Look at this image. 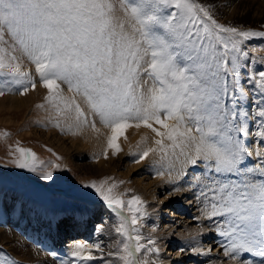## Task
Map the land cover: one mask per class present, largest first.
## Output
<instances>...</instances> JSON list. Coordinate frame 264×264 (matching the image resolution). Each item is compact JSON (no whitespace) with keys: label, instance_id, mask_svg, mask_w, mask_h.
Here are the masks:
<instances>
[{"label":"snow or ice","instance_id":"1","mask_svg":"<svg viewBox=\"0 0 264 264\" xmlns=\"http://www.w3.org/2000/svg\"><path fill=\"white\" fill-rule=\"evenodd\" d=\"M119 6L123 16L116 15L114 0H0V96L14 86L20 95L29 86L36 88L15 55L19 49L47 90L37 107L47 104L56 116L74 111L76 121L86 123L76 97L83 98L89 112L109 129L105 158L108 149L112 155L121 151L118 140L127 139L128 129H149L155 147L146 148L135 162L150 153L164 159L178 151L189 165L200 166L192 187L203 203L202 214L219 218L217 231L227 240L224 256L236 261L241 253L251 254L264 264V151L257 148L258 162L247 163L253 152L246 149L250 117L245 94L230 89L227 79L238 74L235 53L241 52L242 41L264 37V32L218 23L210 7L198 0H119ZM6 33L13 42L8 47L3 46L8 44ZM256 75L254 83L264 95V71ZM62 84L72 97L63 94ZM253 116L260 125L255 136L264 142V102ZM91 127L99 131L95 123ZM15 153L17 169L36 170L31 149L17 144ZM41 178L52 181L53 172L45 171ZM83 187L93 189L120 216L116 232L123 237L122 246L107 255L122 264H138L136 254L144 245L134 233L144 215L141 198L125 202L113 191L117 185L105 180ZM125 205L130 216L123 215ZM70 254L81 264L104 261L105 256L99 243L83 242H75ZM240 264L256 262L242 259Z\"/></svg>","mask_w":264,"mask_h":264},{"label":"bare ground","instance_id":"2","mask_svg":"<svg viewBox=\"0 0 264 264\" xmlns=\"http://www.w3.org/2000/svg\"><path fill=\"white\" fill-rule=\"evenodd\" d=\"M198 1L209 6L210 11H217L215 16L218 17L219 20H222V22L241 24L248 23L247 21L250 20L249 23L251 25H264V0ZM241 45L243 46L242 53L244 54V58L240 60V70L238 71L236 78L230 76L229 83L231 84V89H241L245 94V100L243 103L245 111H247L250 117L247 121L249 135L246 138V149L247 151L253 152V156L247 158V163L254 165L258 162V158L255 156L257 148L264 151V147H262L264 142L260 141V138L255 136V133L260 130V125L257 123L259 117L253 116L254 111L257 110V105L264 102V95H262L261 90L256 87L253 79L254 77L258 78L256 74L259 71H264V44L259 47L257 46L259 49L251 47L245 41H242ZM234 80L238 81L235 85L232 84V81ZM238 94L239 93L237 92V95ZM0 107H8V112L12 107L16 111L23 112L27 109L28 102L16 98H4L0 101ZM80 123H83L84 128L78 126V131L69 137H58L55 132H43L37 129L26 131L25 136L26 138L28 137V139L31 136L36 137V139H43L47 145L51 147L55 146V150L58 151L60 155L66 157L68 155L83 157L88 152L93 151L94 163L85 164L86 167L92 168L95 171V174L99 176L104 174L113 175L116 173L118 175H123L128 181L130 180L128 179L130 177L129 175L137 176L136 183L132 184V188L138 191L141 196L148 201L154 200V191L162 190L164 188L172 192L171 197H167L164 202H169L170 199L172 204H177L179 199L184 195L190 198L191 196L189 193L193 192L192 197L195 199L192 203L188 200L185 203V208L192 211V209H194L192 205L195 204L197 211L194 210L193 214L191 212L192 215L197 217L195 221L200 222V225H212L210 223L219 219L212 218L210 220L202 214L203 208L199 206L201 202L197 199L198 194H194V191L197 189L192 187L194 176L189 172V169L192 166L186 162L185 157L179 155L178 151L177 155H172L164 159H161V155L158 153H150L149 156L140 163L128 165L130 160L139 159V154L146 148L155 147L153 144L155 137L149 129L143 127L139 129H128L126 131L127 139L122 137L118 140L121 151L116 155H112V150L108 149V155L107 158H105L104 149L107 146L106 137L109 129L105 128L95 116L92 117L90 124H87L82 120ZM92 123H95L96 129L100 131H94L91 127ZM142 137H147V139L142 140ZM1 167L6 166L0 164V168ZM121 170H124V172ZM202 170L203 169L201 168V172ZM9 171L16 177L28 180V177L17 169H10ZM198 172H200V170ZM151 177L153 178L152 180H150ZM38 184L42 187H46L44 182H39ZM18 204L19 200L15 197L11 199L10 197L5 199L0 197V250L3 251V254H0V264H16L15 262H17V260H20V262L24 264H81V262L74 260L70 254L72 245L75 242L89 244L99 243L104 249V261L91 262V264H109L110 256H108L107 253L112 251L110 250V244L109 247L107 246L108 242H111V240L108 241L107 234L110 224L108 223L107 227L102 229L99 234L100 236L104 235L106 237L105 239L103 238L104 240H102L101 237L99 238V235L94 232L96 226L91 224L96 221L95 214L98 210L97 207L88 204L83 210L80 209L71 212V214L66 213L61 215L59 213L47 212L46 210H39L37 206H33L34 210L37 211L36 213L38 216H32L29 220H26L24 219L25 216H22ZM161 204L162 203H160L159 206H162ZM31 207L32 206H30V208ZM151 207L148 209H151ZM158 214L159 213L156 215L155 213L153 214L155 217L153 215L152 217L157 218L159 216ZM64 221L68 222L65 223ZM189 223H191V221H188V224ZM10 227L13 229V233L11 234H9ZM76 228L78 229L76 230ZM72 230L75 232L80 231V234L70 235ZM172 230L167 232L161 230L163 231L162 234L160 231L158 232L160 242H157V245L160 249L162 248V251L166 247H169L174 240L172 237ZM21 233L23 236L22 239L19 238ZM149 234L152 235L151 231H149ZM177 236L180 237V235ZM183 236H185L184 241L188 244H195L200 241L199 239L207 240L211 238L209 230H207L206 227H203V225L201 228L187 227ZM213 236L216 237L214 239L216 243H219L220 235L217 229ZM78 238L80 239L78 240ZM210 245L214 246L213 243H210ZM38 248L43 249V251L40 252ZM201 250L202 249L199 251ZM7 251H10V253H7ZM199 251L197 249L195 254ZM206 252H201L200 255H205ZM53 253H55V255H53ZM169 254L172 253L167 252V255L165 254L163 263L176 264L174 258H177L178 254H174L172 258L169 257ZM97 255L99 254L97 253ZM222 256L218 255V250L216 249L213 255H205L207 258H205V260H207L206 264H240V261L237 260H232L231 263H223ZM13 258L14 262H12Z\"/></svg>","mask_w":264,"mask_h":264},{"label":"rangeland","instance_id":"3","mask_svg":"<svg viewBox=\"0 0 264 264\" xmlns=\"http://www.w3.org/2000/svg\"><path fill=\"white\" fill-rule=\"evenodd\" d=\"M114 3L116 4L117 9L116 15L123 16V13L120 11L119 0H114ZM202 5L207 6L206 4ZM216 13L217 11H211L212 16L217 20V22L224 24L225 26L237 27L241 30L264 32V25H251L249 23L250 20L247 21L248 23L241 24L222 22V20H219V18L215 16ZM5 40H7L8 44L3 45L4 47H8V45H11L13 43L7 33L5 34ZM244 41L251 47L259 49L258 47L264 44V37H250L248 40ZM240 48L241 52L235 53L238 58V64H240V60L244 58V54L242 53L243 46L240 45ZM15 55L21 62L22 70L29 71L31 73L33 81L36 83V88L33 90L29 86V91L24 95H20L19 90H17L19 86H14L13 91L5 92L4 95L0 96V101L4 98H16L19 100H23L24 102H28L27 109L23 111L24 114L22 111H16L15 109H13V107L9 110V112L7 110L8 107H0V164L6 166L0 168V197L2 199L8 197H10L11 199L15 197L17 200H19L20 205L18 204V206L20 212L22 216H25L24 219L26 220H29V218L32 216H38V214L36 213L37 211L34 210L33 206H37L39 210H46L47 212L59 213L61 215L66 213L71 214V212L78 211L80 209L83 210L88 206V204L90 206H95L98 209L96 211L97 215L95 214L96 221L91 223L92 225L94 224V226H96L94 232L99 235L102 229H105V227H107V224L109 223L110 228L107 234V238L108 241L111 240V242H108L107 246L109 247L110 244V250L113 253H116L120 250L122 246L121 241L123 240V237H121L116 232V228L121 223L120 216H118L116 212H113L111 209H109L108 206L94 194L93 189H87L83 187L84 184L90 183L92 181H96L97 184H99L101 180H105L107 182V185H111L113 183L117 185V187L113 191L115 194L120 195L125 202L133 196H139L143 201L142 211L144 215L140 217L139 222L136 226L139 229L138 233H134V235L138 234L141 237L140 243L144 245V248L141 249V252L136 254L138 264L143 261H147V264H152L153 261H155V264H164L163 260L165 254L167 255V252L172 253L169 254V257L171 258L174 256V254H178L179 257L177 256V258H174L176 264H206L207 260H205V255H213L216 249L218 250V255H223V263H231L232 259L230 256L224 257L223 246L227 244V240L222 236L219 237L221 243H216V241L214 240L216 237L213 236V234L217 229V223L215 222L210 223L212 225L202 224L203 227H206V229L209 230L211 238L207 240L199 239L200 241L196 242L195 244H188L184 241L185 236L183 235L186 232L187 227H202V225H200V222L195 221L197 217L192 215L194 213V210L197 211L195 204L192 205V207H194L192 211L185 208V203L188 200L192 203L195 199L194 197H192L193 192L189 193V195L191 196L190 198L184 195L179 199V202L177 204H172V201H170V199L169 202H164V200H166L167 197H171L172 194V192L164 188L162 190L154 191V200L148 201L145 200L138 191L132 188V184L136 183L135 181L137 179V176L129 175V181L125 179L123 175H118L116 173L113 175L104 174L99 176L95 174V171L92 168L86 167L85 164L94 163L93 151L88 152V155L86 154L83 157H79L76 155H68L66 157L60 155V153L55 150V146L51 147L47 145V143H45L43 139H36V137L34 136L29 137V139L28 137L26 138L25 132L32 129H37L43 132H55L58 137H69L78 131V126L84 128V125L83 123L76 121L74 111L67 113L64 116H56L55 111L47 104H45L44 108L37 107L38 104L44 103L43 98L47 94V90L41 87L39 77L35 73L34 66L28 61L27 57L23 56L19 49H17ZM229 66L231 65L229 64ZM239 70L240 69L238 68V71ZM229 77L230 76L227 77L228 81ZM61 87L63 89V94L66 97H72L73 93L68 91L67 85L62 84ZM76 99L88 118L86 123L90 124L93 115L89 112V109L84 103L83 98L76 97ZM81 120L83 121V118H81ZM57 123H59V127H56ZM102 130L105 131L104 129ZM5 132L7 133L6 136L3 135V133ZM17 144L20 147L31 149V151L36 154V170L34 172H28L26 169H17L12 163V160L16 155H18L15 153ZM169 156L172 155L169 154ZM136 160L137 159L130 160L128 165H135ZM53 164H56L59 167L52 168ZM10 169H17L18 171L22 172L26 175V177H28V180L21 179L12 175L9 171ZM199 170L200 172L196 173V171ZM45 171L53 172L54 179L52 181L42 180L41 175ZM121 171L124 172V170ZM189 172H191L190 174L195 176L198 173H201V167H190ZM152 179L153 178L151 177L150 180ZM39 182H44L46 187L40 186L38 184ZM194 194H198V190L194 191ZM160 203H162V206H159ZM30 206L32 207L30 208ZM199 206L203 208V203L201 202ZM150 207L151 209H148ZM152 213H156V215L157 213H159V216L157 218H154L155 215H153ZM123 215L130 216L127 211L126 205ZM152 215L154 217H152ZM188 221H191V223L188 224ZM64 222L67 223L68 221ZM77 229L78 228H76V230ZM161 230H163L164 232L172 230V237L174 238L169 247H166L163 251L162 248L160 249L157 245V242H160V239L158 238V232L160 231L161 234L163 232ZM149 231H151L152 235L149 234ZM11 233H13V229L10 227L9 234ZM79 234L80 231L75 232L74 230H72L70 233V235ZM177 235H180V237H178ZM100 237L102 240L106 238L104 235H99V238ZM19 238H23L22 233ZM79 239L80 238H78V240ZM149 240H154L155 244L150 245L148 243ZM210 243H213L214 246L210 245ZM150 248H158L159 252H149L148 249ZM197 249L198 251L200 249L202 250L195 254V251ZM38 250L40 252L43 251V249L41 248H38ZM201 252H206V254L200 255ZM7 253H10V251H7ZM0 254H3L2 250H0ZM242 259L247 258L246 256L240 255V258H237V261H241ZM12 262H14V258L12 259ZM15 263L24 264L20 262V260H17V262ZM109 264H122V262L117 258V256L113 255L110 256Z\"/></svg>","mask_w":264,"mask_h":264}]
</instances>
